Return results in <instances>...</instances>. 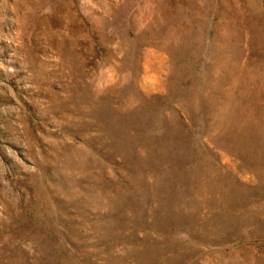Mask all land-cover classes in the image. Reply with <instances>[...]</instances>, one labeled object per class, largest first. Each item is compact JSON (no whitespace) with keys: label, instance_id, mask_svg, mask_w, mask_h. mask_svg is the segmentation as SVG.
Wrapping results in <instances>:
<instances>
[{"label":"rangeland","instance_id":"1","mask_svg":"<svg viewBox=\"0 0 264 264\" xmlns=\"http://www.w3.org/2000/svg\"><path fill=\"white\" fill-rule=\"evenodd\" d=\"M0 264H264V0H0Z\"/></svg>","mask_w":264,"mask_h":264}]
</instances>
